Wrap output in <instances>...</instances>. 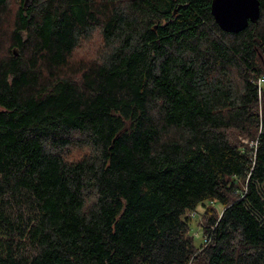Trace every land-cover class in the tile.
Listing matches in <instances>:
<instances>
[{
  "label": "trees",
  "instance_id": "16d2710c",
  "mask_svg": "<svg viewBox=\"0 0 264 264\" xmlns=\"http://www.w3.org/2000/svg\"><path fill=\"white\" fill-rule=\"evenodd\" d=\"M13 1L0 264H264V0L237 32L214 0ZM96 35L98 56L73 58Z\"/></svg>",
  "mask_w": 264,
  "mask_h": 264
},
{
  "label": "rangeland",
  "instance_id": "374dc122",
  "mask_svg": "<svg viewBox=\"0 0 264 264\" xmlns=\"http://www.w3.org/2000/svg\"><path fill=\"white\" fill-rule=\"evenodd\" d=\"M18 0H14L13 4L16 5ZM20 2V0H19ZM31 0H25V3H29ZM100 39L98 35L94 36L92 39L88 41H84L74 52L73 58L75 59H92L98 56V49L101 46ZM264 79V78H263ZM264 82V80L262 81ZM262 102H260L261 106ZM234 136L238 139L239 142L243 143H250V145L253 144L252 140H249V138L244 137L240 135V132H234ZM88 152V148L82 147V146H74L71 149L67 151L65 156L71 160H76L81 158L83 155H85ZM245 182H241V186L245 188ZM218 206L217 210L219 211L218 214L221 213L222 207L221 204H214ZM204 211V206L203 204H200L197 208L196 211H191L189 212L188 216H190V221H191V230L190 233L194 236L195 238V243L197 247L202 249V247L206 244L205 242V233L206 231L203 230V227L201 226V214ZM208 242V241H207ZM203 245V246H202Z\"/></svg>",
  "mask_w": 264,
  "mask_h": 264
},
{
  "label": "water",
  "instance_id": "95a60500",
  "mask_svg": "<svg viewBox=\"0 0 264 264\" xmlns=\"http://www.w3.org/2000/svg\"><path fill=\"white\" fill-rule=\"evenodd\" d=\"M212 10L222 28L237 32L259 18L260 4L259 0H214Z\"/></svg>",
  "mask_w": 264,
  "mask_h": 264
},
{
  "label": "built area",
  "instance_id": "2783aa9c",
  "mask_svg": "<svg viewBox=\"0 0 264 264\" xmlns=\"http://www.w3.org/2000/svg\"><path fill=\"white\" fill-rule=\"evenodd\" d=\"M263 80H264V79L261 78L260 81H259V83L261 84V82H262ZM207 241H208V237H207V235H205V242H207Z\"/></svg>",
  "mask_w": 264,
  "mask_h": 264
}]
</instances>
